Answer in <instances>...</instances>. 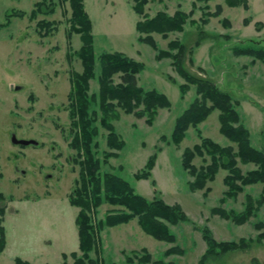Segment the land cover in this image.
Returning a JSON list of instances; mask_svg holds the SVG:
<instances>
[{
	"label": "rangeland",
	"instance_id": "1",
	"mask_svg": "<svg viewBox=\"0 0 264 264\" xmlns=\"http://www.w3.org/2000/svg\"><path fill=\"white\" fill-rule=\"evenodd\" d=\"M41 0H0V192L5 200L3 227L5 247L0 252V264H15L19 258L28 264H62L67 255L68 264H73L70 253L77 252L78 235L75 219L78 208L71 206L68 197L75 189L79 167L71 161L75 152L68 147L69 118L67 94L71 71L81 72V65L73 51L82 43L78 35L71 38L68 57L66 33L71 11L68 3L47 0L45 7L56 6L53 14L28 18L36 2ZM249 9L231 8L225 0H147L143 7L148 17L157 12L168 15L181 10L192 11L183 32L168 33L166 38L152 34L157 51H167L172 40L193 46L198 38V29L210 39L201 41L193 48L192 64L187 68L194 74L209 79L218 89L231 95L237 104V112L249 131L251 145L264 152V64L251 57H236L231 52L238 45L251 44L264 49V0H247ZM131 0H84V8L92 23L93 47L96 55L102 52H119L144 64V70L136 76L137 85L144 90H156L164 94L171 107L159 109L151 125L146 117L138 118L117 110L113 120L116 134L123 141V148L101 166V173L116 174L129 182L136 193L150 200L154 190L156 197L167 204H178L190 221L170 227L175 234L174 244L157 241L143 233L137 220L106 228L100 234L96 251L90 258L98 264H125V254L146 249L152 261L162 260L174 264H197L206 250L200 230L207 226L217 241L256 239L258 231L254 224H264V203L256 215L241 226L212 214L213 208L226 211L243 210L245 194L254 200L259 198L262 184L249 186L235 199L224 205L219 199L226 190L223 178L227 175L220 169L214 181L207 183L209 189L191 193L188 182L192 178L181 168V154L200 142L196 133L220 146H233L220 135L219 111L214 110L196 129L189 127L179 146L160 141L168 138L175 119L184 112L196 97L193 86L185 96L178 86L184 80L172 67L168 58L157 59V51L138 42L135 24L141 17L132 9ZM220 13L217 14V8ZM15 10L24 11L23 18H11L6 25V15ZM216 13V15H215ZM51 21L56 30L46 37L38 33L36 23ZM248 21L245 24V21ZM119 82L117 76L113 80ZM91 91H97L95 81ZM106 131L98 137L99 157L109 151L105 140ZM29 141L27 145L13 143V139ZM155 146L161 147L149 180L135 181L133 175L145 165ZM205 162H209L206 157ZM193 164H204L195 158ZM238 167L246 172L255 169L253 164ZM155 181L152 187L150 181ZM118 208L102 205L97 209L95 221L103 219ZM173 246L183 249L181 256H164ZM123 252L125 254H123ZM264 264V241L252 242L246 251H232L209 264Z\"/></svg>",
	"mask_w": 264,
	"mask_h": 264
},
{
	"label": "trees",
	"instance_id": "2",
	"mask_svg": "<svg viewBox=\"0 0 264 264\" xmlns=\"http://www.w3.org/2000/svg\"><path fill=\"white\" fill-rule=\"evenodd\" d=\"M132 9L141 17L135 24L138 34L137 40L148 45L157 51L156 44L152 39V34L161 35L166 38L168 33L183 32L186 24L195 25L194 21L188 20L192 16V11L185 13L180 9L174 14L168 15L165 12H157L154 16L148 17L144 14L143 7L147 0H131ZM197 2H209L210 0H196ZM47 0L36 2L28 14L30 20H35L37 16H49L54 13L56 6L45 7ZM68 3L71 11L68 19L69 28L66 33L68 43V57L71 48V38L78 35L81 40V47L73 51L81 65V72L71 71L69 75V92L67 94V112L69 118V143L68 147L75 152L71 161L78 165V178L75 181V189L69 195L68 201L71 206L78 208L75 219L78 235L77 252L70 253L73 264H98L90 258V253L96 251L100 241V234L106 228H112L122 224H129L136 219L137 224L144 234L153 239L167 244H174L175 234L170 227L186 224L190 219L185 214L180 205L167 204L163 199L156 197L159 194L154 190V197L145 200L144 197L136 193L134 187L116 174L101 173V166L106 164L110 158H116V152L123 148L114 126L112 125L117 110L126 115H134L138 118L146 117V124L151 125L153 118L159 109H169L171 103L167 97L156 90H144L137 85L136 76L144 70V64L135 61L119 52H102L96 55L93 47L92 23L85 11L84 0H61ZM247 0H225L228 7H243L248 10ZM220 7L216 13H220ZM215 13V15H216ZM24 11L15 10L6 15V25L13 17L23 18ZM248 21H245L247 24ZM38 33L42 37L53 33L57 28L51 21L40 20L36 23ZM198 38L193 46L172 40L168 44L167 51H157V59L168 58L172 61V67L176 73L184 80L183 85L178 88L180 95L185 96L191 86L195 89L196 97L190 105L175 119L170 136L162 135L160 141L167 145L179 146L186 137L189 127L195 128L200 125L211 114L218 110L219 132L233 146H220L209 138L203 137L199 129L196 130L200 142L191 148H185L181 154V168L186 171L192 180L188 182V190L193 193L205 189L207 183L214 181L217 172L222 169L227 172L223 178L226 190L219 199L223 204L228 199H235L237 195L244 192L249 186L262 184L259 198H254L245 194L243 210L235 212L233 210L213 208L212 214L223 220L232 221L235 225L246 224L256 215L264 203V152L254 148L250 142L248 129L241 124V118L237 112V104L227 92L218 89L217 85L209 79L192 73L186 65L192 64V52L194 47H198L201 41L210 39L203 30L198 29ZM234 56L251 57L264 64V49L251 44L238 45L233 47ZM117 76L119 82L115 83ZM95 81L97 91L92 92L90 83ZM106 131L105 140L109 151H102V158L99 157L98 137L100 130ZM155 152L151 154L143 168L133 175L135 181L149 180L151 171L157 159V153L161 152V147L155 146ZM201 158L203 165L196 167L193 164L195 158ZM209 162H205L206 159ZM238 163L242 165L253 164L255 169L241 172ZM152 187L155 181H150ZM5 200L0 192V252L5 247V232L3 227V217L5 207L1 205ZM102 205L118 208L109 212L103 219L95 221L97 209ZM200 233L205 242L206 250L197 261V264H209L213 260L222 258L232 251H246L252 242L261 243L264 241V224L257 222L254 224L255 231L259 233L256 239H239L238 241H217L213 238L211 230L207 226L201 227ZM123 254H125L123 252ZM183 249L173 246L164 252V256H181ZM63 263L68 264L67 255H63ZM15 264H28L16 258ZM125 264H174L162 260L152 261L151 255L146 249L139 252L125 254L123 260ZM253 264H260L253 260Z\"/></svg>",
	"mask_w": 264,
	"mask_h": 264
},
{
	"label": "water",
	"instance_id": "3",
	"mask_svg": "<svg viewBox=\"0 0 264 264\" xmlns=\"http://www.w3.org/2000/svg\"><path fill=\"white\" fill-rule=\"evenodd\" d=\"M12 142L15 143V144L27 145L29 141L16 140V139L14 138Z\"/></svg>",
	"mask_w": 264,
	"mask_h": 264
}]
</instances>
